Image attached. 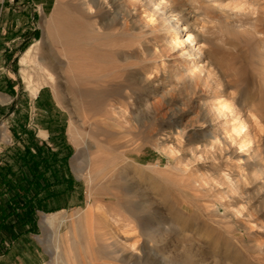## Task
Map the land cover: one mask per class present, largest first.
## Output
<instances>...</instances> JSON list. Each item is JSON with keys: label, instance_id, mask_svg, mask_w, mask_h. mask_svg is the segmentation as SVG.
<instances>
[{"label": "rangeland", "instance_id": "1", "mask_svg": "<svg viewBox=\"0 0 264 264\" xmlns=\"http://www.w3.org/2000/svg\"><path fill=\"white\" fill-rule=\"evenodd\" d=\"M175 2L203 29L198 68L214 63L264 142V0ZM143 10L0 0V264H60L62 244L72 264H140L142 251L156 264H264V163L231 144L212 78L184 68ZM104 218L133 257L104 255Z\"/></svg>", "mask_w": 264, "mask_h": 264}, {"label": "bare ground", "instance_id": "2", "mask_svg": "<svg viewBox=\"0 0 264 264\" xmlns=\"http://www.w3.org/2000/svg\"><path fill=\"white\" fill-rule=\"evenodd\" d=\"M135 1L137 2V4L140 5V7L144 9L143 13L145 15V19L146 18L148 19V23H150L149 25H154L155 21H157V23H160L163 26L162 28H164L166 31L164 37L168 39L169 43L171 42L173 44L174 49H179L180 54L178 57L184 60H188L189 63L187 66H184V68L186 67V69L196 70L197 73H202V70H204L207 78H212L213 87L217 91V99L214 100L215 103L213 102V111L216 113V115L218 114L217 115L218 117L225 116L224 113L227 112L230 115L231 121L235 122L231 128L234 134V138L232 139L231 144H234L238 150H240L242 153H245L247 159L251 158L252 160H256V166H258L257 163L259 162L264 163V142L262 136L263 130L261 129L259 124H257L258 122L254 120L256 117L253 118V121L249 120L250 117H253V114L251 116L250 110H247L246 117L242 119L241 117L242 107L240 105H237L238 106L237 107L235 105V97L233 96V94L227 93L228 88L225 83L226 81L224 82L223 80L224 78L222 79L218 71L219 69H217L214 63L212 65V63L208 61L206 62V65L203 68L201 67L198 68L197 66V64L201 60L202 48H203L202 45H198L197 38L200 35V31H203V29L201 28L200 31H197L195 27L192 28L187 24V20H188L186 13L187 9H184L182 3H177L178 4L177 5L175 2L176 0H135ZM216 1L217 0H203V3L208 5V4L216 3ZM188 8L191 9V7ZM192 21L194 22V19ZM171 65L176 66L175 64H171ZM36 94L37 91L35 89L33 90L32 95L35 96ZM222 96H224L225 98H221ZM251 124H254L255 126L254 129L252 128L253 132L250 131ZM254 145L256 146L252 147ZM84 169L85 166L79 170L82 171ZM87 169L88 170L86 174L88 175V178H91L90 165L87 167ZM260 174L264 180V164L262 165V170ZM234 189H236V187ZM92 210L96 211V212L94 211L95 212L94 215L97 216L99 219L100 218L102 219V217L105 216L97 212L100 211V208L98 206L92 208ZM89 215H85L86 222L92 221V218H90ZM134 217L135 219L136 217L137 218L140 217L137 210H135ZM54 218H55L54 215L44 216L41 222L42 226H50V227L54 226V222H53ZM141 218L144 219L143 217ZM81 221L82 219L81 220L79 219L74 222L76 227H79V222ZM103 222L105 225L104 232L107 236H109V239L111 240L110 244L104 245L102 247L103 248L102 250L105 249L103 251L104 255L112 256L115 253V249L111 251V248L118 247L121 250H127L130 256L133 257L130 251H134V246L133 244H129L127 242L128 238L124 237L122 234L119 233V231L113 228L112 221L110 219L104 218ZM61 223L63 222L58 221L57 227L55 228L58 229ZM73 236H74V230L73 232H71V234L68 233V237H73ZM65 240H67V238L63 239V241ZM55 250L57 257H59L60 259V264H72L73 260L70 253L71 251H69L67 245L64 244L58 245ZM141 254L142 257L140 259L138 258L140 260V264H156L155 259H153V257L152 258L148 257V255L143 251ZM92 260L93 259L90 258L89 264H92Z\"/></svg>", "mask_w": 264, "mask_h": 264}, {"label": "trees", "instance_id": "3", "mask_svg": "<svg viewBox=\"0 0 264 264\" xmlns=\"http://www.w3.org/2000/svg\"><path fill=\"white\" fill-rule=\"evenodd\" d=\"M12 188H13V185H11V184L8 183V190H11ZM18 190H19L21 193H24V192H25V189H24L23 187H19ZM6 217H7V216H5V215H3V216L0 215V228H1V224H2V222H4V220H5Z\"/></svg>", "mask_w": 264, "mask_h": 264}]
</instances>
